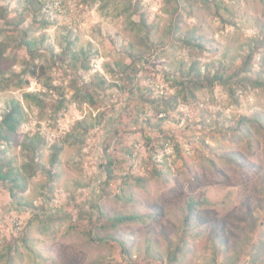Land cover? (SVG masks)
Listing matches in <instances>:
<instances>
[{
	"label": "rangeland",
	"instance_id": "374dc122",
	"mask_svg": "<svg viewBox=\"0 0 264 264\" xmlns=\"http://www.w3.org/2000/svg\"><path fill=\"white\" fill-rule=\"evenodd\" d=\"M24 1L0 0V30L9 34L7 22L22 12L23 28L32 25ZM139 1L132 19L145 20L149 36L129 26L123 0L47 3L29 35L47 37L34 52L35 78L26 69L31 55L15 46L22 29L10 41L0 36V116L11 97L27 113L10 141L0 138V159L24 179L16 188L0 183V264H264L263 214L256 226L242 223V234L234 221L264 174V128L253 121L229 130L241 116L264 121V89L236 86L237 105L215 86L178 97L166 112L154 107L159 96L177 95L194 61L202 72H237L264 27V0ZM70 31L76 60L60 45ZM188 36L204 49L187 45ZM83 51L91 52L88 63ZM262 59L248 62L253 76ZM24 91L41 93L47 107L24 101ZM27 137L36 154L23 148ZM54 144L61 147L55 163ZM189 200L202 202L203 218L227 222L236 236L229 250L214 248L206 226L182 231ZM119 215L138 219L115 227ZM119 234L131 235L127 251L114 242ZM178 245L184 251L172 262Z\"/></svg>",
	"mask_w": 264,
	"mask_h": 264
},
{
	"label": "trees",
	"instance_id": "16d2710c",
	"mask_svg": "<svg viewBox=\"0 0 264 264\" xmlns=\"http://www.w3.org/2000/svg\"><path fill=\"white\" fill-rule=\"evenodd\" d=\"M52 0H49L48 2H45L44 0H25L24 1V6L25 8L29 11L31 15V24L35 25L40 22H38V18L40 16V13L42 12L44 6H47L49 2ZM126 3V6L123 10V14H125V18L127 20V23L133 31L137 35H141L142 33H145V35L149 36L152 28L149 27L146 24L145 20H140L138 22L134 21L132 17L134 16L135 13L138 12V9L140 8V1L139 0H123ZM113 2H117V0H113ZM25 13L22 12L20 15H18L16 18H12L7 22V26L11 27L12 29L9 30L11 32H7L9 34H6L4 30H0V36L3 37V40L5 41H10L13 39V35L17 33L18 31L21 30L22 33L18 35H22L20 37V42L16 43L17 48H24L28 55H31V62L29 61V64L26 69L30 71V76L35 78L37 77V72H36V66L34 64L35 62V54L34 52L39 51L47 37L46 36H41L40 39H32L29 35L31 29H35L32 25H29L27 28H23V24L27 21L28 16L24 15ZM122 15V14H121ZM50 25L49 22L46 20L41 22L42 27H48ZM264 25V24H263ZM261 34L258 38H255V40L252 41V44L246 49L249 56L243 62L240 66V69H236L237 72H234L231 74V72H228L227 68L223 66L222 70H217L213 71L211 69L205 70V72H202V69L198 67V62L194 61L191 67L189 68L188 72V77L185 78L184 81L178 82L177 87L181 85V88L179 89L177 95L172 96L169 94H166L167 97H162L159 96V98L156 101L157 106H154L158 111L166 112L167 108L170 107H176L178 105V101L180 96H182L183 101H187L188 98L195 97V92L199 91L198 89L202 88H209V87H223L227 90L228 96L233 102L234 105H237L239 103V98L238 95L236 94V86L241 87L242 85H252L255 88H263L264 89V69L261 70L258 75L253 76V68L248 65V62L252 60V58H255L257 56H262V65L264 66V27L261 30ZM73 33L70 31L67 35V37L64 39V43L60 44L65 45L64 47V54H67V52H71L73 55V58L75 60L78 58V54L72 52V44H74V41L70 38V34ZM186 44L189 46H194L195 48L204 49V46L202 45V41L196 40V38L192 36H188L186 38ZM192 43H196L192 45ZM4 50L7 48L6 45H3ZM49 48L47 50H50L52 53V47L49 45ZM83 56H85L86 61L88 63V58L91 56L90 51H83L82 53ZM251 57V58H250ZM33 65V67H32ZM88 65H85V69H88ZM32 67V68H31ZM198 67V68H197ZM25 69V70H26ZM13 80L12 77L4 78L2 79L4 86L8 87ZM27 83V82H26ZM23 84V83H22ZM20 88L23 89V86ZM78 95L82 94V90L80 88L77 89ZM22 98L24 101L33 104L36 109H45L47 107V102L43 99V95L41 93L37 92H27L24 91L22 94ZM94 102L92 98V103ZM160 105L166 106L165 109L161 110ZM61 107L58 106V110H60ZM145 115V119H147L146 111L142 112ZM56 115V114H54ZM27 119V113L25 110V107L23 103L18 100L15 97H11L8 99V101L5 104V109L2 112L0 116V138L1 140L5 141H10L11 137L15 134H17L24 124V122ZM256 122L260 125V127L264 128V121H261V119L258 118V116H253L252 118H246L245 116H241L239 119V122H235L234 126L230 128L229 130H232L234 132H240L243 130V124L251 123V122ZM147 123H149V120H147ZM81 124V122H80ZM68 136V135H67ZM144 137L148 141H151V138L149 135L144 134ZM39 138L37 144L38 146L45 141V138L37 137ZM76 138V137H75ZM74 140L76 141L77 139ZM28 140V143H25L23 148L27 150V153H35L36 154V148L37 146L34 144V138H26ZM69 140V139H68ZM150 144V143H149ZM34 146V147H33ZM61 147L59 144H54V152H53V162L55 163L57 160V156L59 154ZM1 154V153H0ZM34 154V155H35ZM223 158H227L229 163H232L233 165H239L238 163L235 162V159L237 161L238 158H233L232 155L230 154H225L223 155ZM0 159V183H10L13 185L14 188L18 187V183L20 181H24L22 176H20V172L14 168H12V164L10 162L5 161L3 156ZM153 158V157H152ZM7 163V164H6ZM26 167V166H24ZM23 167V168H24ZM155 174L159 175L160 171L155 168L154 169ZM260 172V171H259ZM255 192L251 196H248L245 201L242 203L241 208L243 211L241 213H238L237 216L235 217L234 221L236 223L241 224L239 227V230L236 231L238 233H243L245 231L244 227H242V223H245L246 226H256L257 223L259 222L260 216L263 214V219H264V174L263 176L259 179V182L256 183L255 185ZM255 194V195H254ZM203 205L202 202L197 201V200H189L186 205H185V212L182 216V222L181 225L179 226L182 228L183 232H188L191 230V228H198L200 231H202V228L206 226L207 228H210L209 234L210 236L214 239V248L218 251L221 252L222 250H229V241L230 237L236 239L235 233L231 232L229 234L227 232L228 229V224L224 220H217V221H210L208 219H205L202 217L200 212H197L198 206ZM138 219L137 216L134 215H119L118 217L115 218V227L119 223H125V222H132ZM130 234H119V237L114 240L115 243L119 244L123 251H127V240L130 238ZM264 237V236H263ZM171 237H169L170 239ZM171 242V241H170ZM262 247L264 249V244H262ZM125 249V250H124ZM148 250H152L151 244H148L147 246ZM184 251L183 246L178 245L176 253L170 258V261L175 262L178 260L179 254ZM246 251V249H245ZM249 257H251L248 254ZM238 259H241V256H238ZM253 259H251L250 262L248 261H243L242 264H249L252 263ZM11 263V261L9 262Z\"/></svg>",
	"mask_w": 264,
	"mask_h": 264
}]
</instances>
